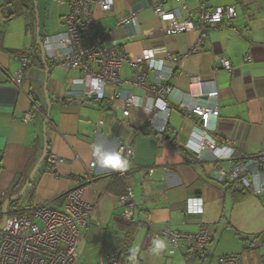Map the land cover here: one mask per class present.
I'll use <instances>...</instances> for the list:
<instances>
[{
    "label": "crops",
    "instance_id": "obj_1",
    "mask_svg": "<svg viewBox=\"0 0 264 264\" xmlns=\"http://www.w3.org/2000/svg\"><path fill=\"white\" fill-rule=\"evenodd\" d=\"M160 1L163 10L180 8L184 18L191 14L197 22L201 0ZM206 5L209 9L232 6L237 13L231 23L210 30L206 38L193 31L168 34L167 24L155 13L153 0H115L109 11L92 6L97 31L108 33L107 46L118 55L135 59L152 50L158 60L173 68V79L164 83L173 94L162 97L171 104L172 131L158 135L144 127L147 115L141 106L125 118L122 103L114 100L126 91L133 92L143 104L144 90L128 83L108 85L105 101L96 102L85 99L83 89L74 84L83 77L81 71L62 65L45 68L37 29L42 42L63 32L70 4L0 0V202L21 192L46 145L45 160L20 198L25 201L23 207L50 204L62 208L66 194L82 186V201L91 204L98 200L89 228L98 236L100 257L102 244L122 253L119 250L127 240L128 224L133 222L137 226L129 247L131 264H219L221 257L229 255H241L243 264H264V197L216 180V171L225 167L226 161L213 160L209 151L203 152L202 160L194 157L188 146L201 140L199 118L178 110L180 104L205 103L200 96L202 89L208 91L215 85L219 118L211 137L219 139L221 148L227 142L234 143L237 158L264 151V0H206ZM15 17H23L26 26L22 45L3 32L5 24ZM126 17H131L128 25L120 26L119 20ZM20 39L14 37L16 42ZM22 56L29 58V65L18 87L13 78L21 69ZM223 61L232 70H225ZM147 70L145 67L141 72ZM138 72L124 65L121 77L131 80ZM148 75L153 86L154 73ZM199 82L206 85L201 89ZM29 113L32 119L26 121ZM118 140L135 146L136 171L125 181L111 177L115 168L101 166L93 155V145L117 152ZM51 154L62 159L53 171L47 163ZM93 161L96 166L90 183L87 169ZM125 185L135 195L132 221L122 218L120 195ZM193 197L203 200V214L187 213V200ZM202 226L211 236L202 261L195 262L189 256L183 241L171 255L173 245L159 235L166 229L197 233ZM157 238L166 247L155 255L152 248Z\"/></svg>",
    "mask_w": 264,
    "mask_h": 264
},
{
    "label": "built area",
    "instance_id": "obj_2",
    "mask_svg": "<svg viewBox=\"0 0 264 264\" xmlns=\"http://www.w3.org/2000/svg\"><path fill=\"white\" fill-rule=\"evenodd\" d=\"M155 13L167 24L168 34L182 32H197L200 38H206L209 31L218 28L225 22L231 23L237 16L232 6L209 9L206 0L197 15V22H193L191 14L184 18L180 8L165 11L160 0H153ZM179 1V0H176ZM56 3L70 4V12L64 18V30L54 37L43 40L47 65L50 69L62 65L69 70H78L83 77L74 80L76 86L83 89L87 100L96 102L105 101L106 86H122L124 83L142 89L146 92L144 103L140 104L133 92L123 91L117 94L114 100L122 103V112L125 118H130L133 109L141 106L147 115L144 127L149 132L165 135L172 131L169 118L172 111L171 104L163 101V96H172L173 90L165 86L174 77L172 67L158 60L152 50H146L135 59L118 55L114 49L107 46L108 33H99L96 29V20L92 14V6L97 5L104 11L114 7L115 0H54ZM135 14V13H133ZM132 17V16H131ZM131 17L119 20L120 26H127ZM248 60L250 58H247ZM21 69L13 82L20 87L23 74L29 65L26 56L19 58ZM129 65L138 72L134 79L125 81L121 77L122 67ZM147 71L141 72L143 68ZM223 68L232 70L227 61H223ZM138 70V71H137ZM148 72L154 73V85L149 82ZM203 88L206 83L199 82ZM205 103L194 106L180 104L178 110L187 116L195 115L199 118V143L193 144L189 150L195 158L202 160L204 151L213 155V160L226 161L225 167H220L215 178L219 182L235 183L243 190L249 191L257 197H264V151L251 157L235 156L234 143L227 142L224 148L219 146V139L211 137V133L218 128L219 109L216 100L219 91L214 85L211 90L200 93ZM31 114L26 115V121L31 120ZM227 150L228 154H221ZM117 152L127 161V167L115 168L112 176L120 179L129 178L136 170L134 168L135 146L123 140H118ZM62 159L51 154L47 157L50 171L61 163ZM96 162L90 163L87 174L90 176ZM90 183L91 176L88 177ZM84 192L82 186L70 190L62 208L50 204L38 205L31 208H8V216L0 231V264H76L79 258V247L98 209V200L86 203L81 197ZM123 207L122 218L132 221L136 213L135 195L133 189L127 186L120 196ZM187 213L200 215L204 212V202L201 198L193 197L187 200ZM33 213V217L31 216ZM4 216L0 211V227ZM173 245L170 254L175 253L179 242L187 244V253L191 257L205 254L210 243V232L202 226L197 233H176L166 229L161 234ZM99 264H126V256L118 253L111 247L102 244L100 248ZM197 264V263H194ZM219 264H243L241 255L223 256Z\"/></svg>",
    "mask_w": 264,
    "mask_h": 264
},
{
    "label": "rangeland",
    "instance_id": "obj_3",
    "mask_svg": "<svg viewBox=\"0 0 264 264\" xmlns=\"http://www.w3.org/2000/svg\"><path fill=\"white\" fill-rule=\"evenodd\" d=\"M37 19L40 20L38 13H36V21H37ZM1 22L2 21H0V24H1ZM25 30H26V26H25L23 17L13 18L11 21H9L7 24H5V27L3 28V32H5V34L6 33L9 35L11 34V38H12L13 42H15L17 44L19 43L21 45L23 43V39L25 40V38H24L25 37ZM18 36H20L21 39L16 42L14 40V37L16 38ZM24 202H22V200H20L19 205L24 206L23 205ZM31 216L33 217V213H31ZM104 236L106 237L105 232H104ZM105 239H106V241H108L107 238H105ZM99 263H100V255H99L98 236L93 235V233L90 229L89 231H87V235H86V238L83 242V245L79 249V258H78L76 264H99Z\"/></svg>",
    "mask_w": 264,
    "mask_h": 264
},
{
    "label": "water",
    "instance_id": "obj_4",
    "mask_svg": "<svg viewBox=\"0 0 264 264\" xmlns=\"http://www.w3.org/2000/svg\"><path fill=\"white\" fill-rule=\"evenodd\" d=\"M36 1L35 0V5H36ZM8 10L11 12V7L8 8ZM38 22H39V19H38ZM37 42H38V45L40 46V49H41V60H42V63L43 65L45 66V68L48 70L49 66L47 65V58H46V53H45V50H44V46H43V43L41 41V38H40V31L39 29H37ZM46 83H45V95H46V98H47V103H48V113H47V116L48 118L50 117V100H49V96L47 95V81H48V75L46 76ZM47 121L44 123V126L46 127V124H47ZM162 137V136H160ZM47 155V146L45 145V148H44V153L42 155V158L40 159V161L38 162V164L36 165V167L33 169V171L31 172L28 180L26 181L23 189L21 190V192L18 194V195H15V196H12L8 199L5 200V202L3 203L2 205V208H1V212H2V215L4 216V221H3V225L0 227V231L1 229L3 228L4 224H5V220L8 216V208L11 204V202L13 201H16L20 198H22L25 194V192L27 191L29 185L31 184L34 176L36 175L37 171L39 170L40 166L42 165L43 161L45 160V157Z\"/></svg>",
    "mask_w": 264,
    "mask_h": 264
},
{
    "label": "clouds",
    "instance_id": "obj_5",
    "mask_svg": "<svg viewBox=\"0 0 264 264\" xmlns=\"http://www.w3.org/2000/svg\"><path fill=\"white\" fill-rule=\"evenodd\" d=\"M93 155L96 157L97 163H99L101 166L111 168L127 167V161L122 159L118 152L103 151L100 145H93ZM165 247V242L157 238L153 242L152 252L153 254L158 255L162 250H164Z\"/></svg>",
    "mask_w": 264,
    "mask_h": 264
},
{
    "label": "trees",
    "instance_id": "obj_6",
    "mask_svg": "<svg viewBox=\"0 0 264 264\" xmlns=\"http://www.w3.org/2000/svg\"><path fill=\"white\" fill-rule=\"evenodd\" d=\"M53 2H54V0H52ZM31 2H32V0H31ZM54 3H56V2H54ZM63 3H66V2H63ZM56 4H59V3H56ZM29 59V58H28ZM156 134V133H155ZM111 177H113L114 179H118V180H121V181H125L126 179H120V178H118V177H114V176H112L111 175ZM228 184V183H227ZM230 184H232V183H230ZM233 184H235V183H233ZM126 185H125V187H124V191H123V193L121 194V195H123L124 194V192H125V189H126ZM120 195V196H121ZM19 201H20V199H18V200H16V201H13V202H11V204H10V208H25V207H23V206H20L19 205ZM3 203H4V201L3 202H0V211H1V207H2V205H3ZM27 208V207H26ZM135 223H133V222H131V223H129L128 224V228H130L129 229V232H127V240H124L125 242L123 243L122 242V245L124 244V246H121V250H119V251H121L123 254H125V256H126V264H131V254H130V252H129V247H130V244H131V238L132 237H134V233H135V226H137V225H134ZM130 236V238L128 239V237ZM132 236V237H131ZM206 253V252H205ZM204 255L205 254H203V255H198V256H195V257H193V259L195 260V262H197V261H202L203 260V258H204Z\"/></svg>",
    "mask_w": 264,
    "mask_h": 264
}]
</instances>
